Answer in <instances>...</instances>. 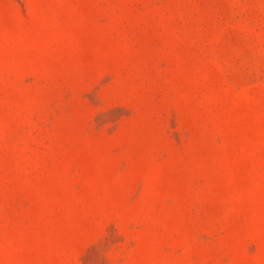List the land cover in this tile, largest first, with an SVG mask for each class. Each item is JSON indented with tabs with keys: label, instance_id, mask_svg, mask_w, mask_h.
I'll use <instances>...</instances> for the list:
<instances>
[{
	"label": "rangeland",
	"instance_id": "1",
	"mask_svg": "<svg viewBox=\"0 0 264 264\" xmlns=\"http://www.w3.org/2000/svg\"><path fill=\"white\" fill-rule=\"evenodd\" d=\"M0 264H264V0H0Z\"/></svg>",
	"mask_w": 264,
	"mask_h": 264
}]
</instances>
